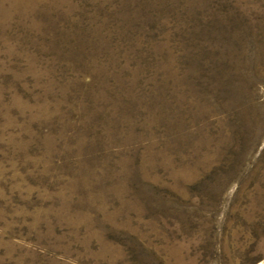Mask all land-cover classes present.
<instances>
[{
	"label": "rangeland",
	"instance_id": "obj_1",
	"mask_svg": "<svg viewBox=\"0 0 264 264\" xmlns=\"http://www.w3.org/2000/svg\"><path fill=\"white\" fill-rule=\"evenodd\" d=\"M0 264H264V0H0Z\"/></svg>",
	"mask_w": 264,
	"mask_h": 264
}]
</instances>
